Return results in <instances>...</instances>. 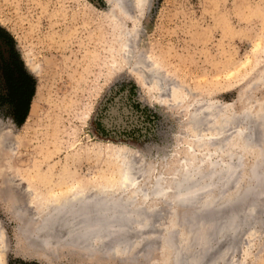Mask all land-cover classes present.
<instances>
[{
	"label": "rangeland",
	"instance_id": "1",
	"mask_svg": "<svg viewBox=\"0 0 264 264\" xmlns=\"http://www.w3.org/2000/svg\"><path fill=\"white\" fill-rule=\"evenodd\" d=\"M130 3L126 10L133 15L124 20V42L116 28L118 36H112L102 22L108 9L103 0H0V264H49L26 259L25 252L46 256L51 264H172L155 220L140 232L145 237L139 249L133 244L124 253L102 244L84 250L68 236L49 237L43 246L35 240L34 220L19 209L30 204L40 211L52 197L120 181L116 149L138 150L134 153L146 155L148 163L174 167L173 155L184 151L181 136L191 132L188 114L215 110L199 116V128L210 135V122L221 105L238 115L224 124L223 135L242 125L241 113L249 110L254 116H247L245 124L261 147L247 148L240 183L236 176L228 182L227 188L243 194L236 202L194 213L203 217L216 212L229 221L203 223L194 240L201 233L209 239L205 244L193 240L190 253L186 248L180 254L187 258L196 252L198 259L181 264H264V0ZM16 56L35 84L22 124L13 117V93L1 69L4 60L13 63ZM212 149L215 160L237 161L236 155L218 157ZM257 159L261 162L253 177L250 167ZM148 163L138 166L140 174L148 175ZM12 183L26 186L25 202L8 188ZM160 205L156 219L168 214L164 210L169 205ZM56 222L54 227L60 225L63 232L61 221ZM218 225L232 227L219 231ZM176 232L171 235L175 243L181 235Z\"/></svg>",
	"mask_w": 264,
	"mask_h": 264
},
{
	"label": "bare ground",
	"instance_id": "2",
	"mask_svg": "<svg viewBox=\"0 0 264 264\" xmlns=\"http://www.w3.org/2000/svg\"><path fill=\"white\" fill-rule=\"evenodd\" d=\"M103 1L106 2L108 9L105 10V13L102 17L103 18L102 22L105 25L110 26V30L113 32L112 36H114V33H116L114 32L116 28V31L119 33V36L117 33L116 35L119 37L121 41L125 42V37L128 36V33L124 31V27H123L125 23L124 20L126 17H128V15H131L132 13L127 14L128 10L126 9L128 8V6H123V0H103ZM128 42L131 41H127V43ZM130 45L132 47V44H129V47ZM130 50L131 49L129 48V51ZM135 50L136 49H134L133 51ZM130 52L132 55H134L132 51ZM126 55L125 57H127ZM130 57L132 56H129L128 59ZM130 61L131 60H129V62ZM159 87L161 88L162 86L159 85ZM213 106H214L213 104L212 105L210 104V106L208 105L207 107H210L212 109L214 108ZM227 109L228 108L224 109L222 105L217 109L218 112L216 111L217 113L215 115L217 118L213 122L211 121L212 123L210 122V124H212L210 128L211 130L210 135L206 134L205 132H202L201 131L202 128L201 129L199 128L201 123H203L201 122L199 116L200 114L201 115L207 114L208 116L209 112H214L215 110L210 111L208 108H203L193 113L190 112L191 114H188L190 115L189 119H190L191 132L189 131L188 137H185L183 135L181 136L180 139L181 142L186 141L185 142L186 145L184 144V149H183L184 151L176 152L173 155L174 158L176 159L174 167L171 168L168 167L166 169L164 166L165 164L163 162L157 165V162L154 160H150L148 163L149 159L146 157V155L143 154L141 156H138V154L134 153L137 151L134 150L132 151V149H127V150L121 149L120 151L116 149L117 157L120 159V164H119L120 181H116L115 183L109 185H100L95 187L92 186L90 187V189L83 188V190L81 189L78 192H72L66 195L52 197L48 199L46 203H44L45 207H43L40 211L35 210V208L29 207L30 204L26 206V208L25 207L21 208V205L20 207L18 206L19 208H21L19 209L20 213H24L25 215V212L23 210H26L29 218L31 217L34 220L33 222V224H35L34 234L37 237L35 240L39 238L48 240L49 237H52L53 235H51L52 234L51 232L56 230L54 226L57 223L56 221L58 220V218H55V215L61 213L63 215L65 212L67 215H73L72 218L74 220L72 221L76 220V222L72 223L71 219H69V221L67 222H63V219L61 220L59 219V221H61L62 227L64 226L65 229H63V232L60 231V227H59L60 225L58 224L59 226L57 227L58 228L57 230L59 231V233L57 234V237L56 235H54L53 238L64 239L65 237L63 236V234L67 235L69 238L71 236L75 237V235L79 233L76 224H78L79 222L82 223L85 222V224H89L90 228L94 230L92 231V233L93 232L100 233L102 231H105V233L107 232L106 239L104 238L105 236L103 237L106 240L105 243L103 241L101 242L99 241L100 245L105 244L106 247L108 246L110 247V249L111 248H114L115 250L119 249L120 251L126 253L125 250H129L128 248H130L133 244H134L133 246H136L137 244L139 246L138 249L140 248V245L143 243V241L140 242L141 244L139 243L140 245L138 244V242L139 240L142 239L144 240L143 237H145L143 235H140V232L146 231L145 229L150 227L151 222L155 220L154 223H157V226L159 225L162 228L161 233L162 236L164 237L163 239L169 248V252L167 256L168 259L172 261V264H181V260L188 261L190 259H195V258L198 259L196 252H192L187 256V258L182 257L180 253H182L184 249L188 248L191 245L197 230L202 228L204 224L212 223L217 225V223L221 219H223L222 224H224L229 220H227V215L225 217L222 216L220 218V215H218L219 213L217 214L216 212L210 214L206 212V215L203 217L202 216L197 217V215L196 214L194 215V213L200 208L209 207V206L214 208L215 206H221V205L226 206V204L229 203L233 204V202H236L237 199L240 198V196L243 194L240 195L239 194L240 192L238 191L240 189L238 188L235 189L234 186L227 188L229 185L228 182L232 177L236 176V179L235 178L234 179L240 183V178L244 170L242 165V156H243L242 154L247 153V148H252L253 146L256 145L261 147V143L258 142L259 143L258 144L257 142L256 143L253 142L252 129L251 127L245 124L246 121L245 118L250 115L249 110H246L243 113H241L242 114L241 116L244 118L243 123L241 122V124L242 125L245 124V126L239 124L238 127L235 130H233V132L231 131L232 132L231 134H229L228 136L223 135V132L227 126V125L225 126L224 124L229 123L228 125H230V123H232L231 121L233 122L236 121L238 117V115L235 112H229L227 111ZM258 119L260 120L263 119L264 122V118L262 119L258 118ZM237 123H239V121ZM247 124L249 123L247 122ZM244 131L247 132L245 133ZM213 146L215 153H218V157H221L220 155L223 153L225 154V156H228L229 159L236 155L237 161L233 162L232 160H228V161L223 160V157L215 160L212 157ZM185 151H187L188 153L186 154ZM263 157H261V159ZM222 161L225 162L222 163ZM145 162L148 163V167L147 168L144 167V171L148 175L140 174L139 171L141 169L138 168L139 165H143V163ZM258 162H261L260 159L254 161L253 165H251L250 167V175L253 177L255 176V171L257 168L256 165L258 164ZM180 165H182V168H180ZM128 166H131L132 170H129ZM260 170L262 169L260 168ZM246 186H247L246 189L248 190L249 188L252 187L251 184H248ZM8 188H10L11 192L17 196L19 193L21 194L22 198L21 197L19 198L20 201L17 199L16 204L17 201L21 203L22 201L25 202L27 200V199L25 201L23 200V195H25V197H28L26 196L27 192L24 189L26 188L24 184L22 185L20 183H14V184L12 183L11 185L8 186ZM240 201L238 203H240ZM27 203L28 202H26V204ZM161 203L163 204L162 206H164V204H166V206L169 205L164 210V212H166L165 214L167 213L168 214L166 215V217H160L156 219V214H158L157 211L159 210L158 208L161 207L160 205ZM81 204H84L83 208L80 207ZM180 204L184 205L185 208L178 209V207H180L179 206ZM231 227L229 226V228H225L223 225H220L219 231L230 230ZM234 227L235 224L232 228ZM80 228L82 229V227L79 226V230H81ZM175 229H178L177 230L178 232H176ZM238 229L239 228H237V230ZM151 230L149 231V233L151 232ZM173 230L177 234H181L179 236L178 242L176 243L172 240L173 238L171 239ZM152 233L154 234V232H151V235H153ZM117 235L119 236L115 238L114 236ZM148 236L150 238V234ZM204 237H205V233H201L199 234V237H197L194 240V242L205 244L209 238L206 239ZM217 238L219 239V237ZM72 242L73 241H71V243ZM79 242H73L72 244L82 246V249H88L87 243H79ZM208 243L210 244V242ZM144 245H146V243ZM144 245L142 246L144 247ZM161 249L162 246L160 250ZM187 250L188 253H190L189 248ZM139 251H141V249ZM136 253L138 254L139 252L136 251ZM23 257L26 259L34 258L39 260L40 262L51 264L50 259H48L46 256H43L41 254L34 255L31 252L29 253L25 252ZM157 260L160 261L159 258Z\"/></svg>",
	"mask_w": 264,
	"mask_h": 264
},
{
	"label": "trees",
	"instance_id": "3",
	"mask_svg": "<svg viewBox=\"0 0 264 264\" xmlns=\"http://www.w3.org/2000/svg\"><path fill=\"white\" fill-rule=\"evenodd\" d=\"M2 71L8 86L9 91L13 93L14 108L13 117L15 121L22 124L29 114V105L34 94V80L27 74L23 68L19 56L13 59V63L2 62Z\"/></svg>",
	"mask_w": 264,
	"mask_h": 264
},
{
	"label": "water",
	"instance_id": "4",
	"mask_svg": "<svg viewBox=\"0 0 264 264\" xmlns=\"http://www.w3.org/2000/svg\"><path fill=\"white\" fill-rule=\"evenodd\" d=\"M130 1L131 0H123V6L130 7V4H131ZM129 147H131V146H129ZM138 152H140V151H138ZM128 167H129V170H132L131 166H128ZM83 205L84 204H81L80 207L83 208ZM72 217H73V215H67L65 212H64L63 215H62V213L58 214V215H55V218L63 219V222H67V221H69V219H71V222L75 223L76 220L72 221V220H74ZM76 226L78 227V232L79 233L77 235H75V237L71 236V238L73 239L74 242H79L80 241L79 243H87L88 249L90 247H94V246L100 245L98 241H100L104 236L107 235V232L105 233V231H102L100 233L99 232H93L92 233V231H94V230H92L90 228L89 224H85V222L84 223L79 222L78 224H76ZM79 226L82 227V229L80 228L81 230H79ZM57 229L58 228H56V232L55 231L51 232L53 236L56 235V237H57V234L59 233V231ZM89 232H91V233H89ZM63 236H67V235L63 234ZM38 241H40L43 246H46L49 243L48 240H44L43 238H39ZM80 247L82 248V246H80ZM84 250H87V249H84Z\"/></svg>",
	"mask_w": 264,
	"mask_h": 264
}]
</instances>
